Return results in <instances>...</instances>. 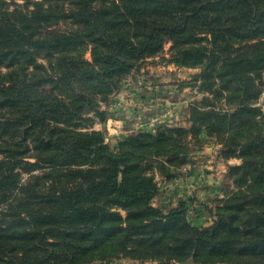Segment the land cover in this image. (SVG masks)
<instances>
[{
	"label": "trees",
	"instance_id": "1",
	"mask_svg": "<svg viewBox=\"0 0 264 264\" xmlns=\"http://www.w3.org/2000/svg\"><path fill=\"white\" fill-rule=\"evenodd\" d=\"M167 41L165 62L200 68L207 94L188 128L111 149L90 114L104 121L100 100ZM263 76L264 0H0V264H264ZM201 131L240 162L196 227L185 202L165 212L153 199Z\"/></svg>",
	"mask_w": 264,
	"mask_h": 264
},
{
	"label": "rangeland",
	"instance_id": "2",
	"mask_svg": "<svg viewBox=\"0 0 264 264\" xmlns=\"http://www.w3.org/2000/svg\"><path fill=\"white\" fill-rule=\"evenodd\" d=\"M16 1L21 2L22 0ZM68 25L64 22L58 27L64 29ZM171 45L172 42L167 41L157 54L140 59L132 70L122 76L119 81L120 88L111 93L108 99L100 100L99 108L105 113L104 121L99 120L93 113L90 114L93 118V122L90 123L92 128L103 131L105 141L111 149L117 150L119 141L129 133L137 131L156 133L158 128H188L190 126L188 117L191 103L207 93L198 88L195 79L200 68L179 67L174 63L165 62V59L170 56ZM84 57L88 60L91 59L90 48H87ZM223 101L221 99L218 105ZM263 101L264 90L257 104H262ZM222 104L224 106V103ZM120 129L123 130V135L117 134ZM198 139L200 145L190 153V163L179 167L175 177L169 180H163L159 175L156 177L159 191L153 199V205L158 206L157 202L161 199L166 203L165 208L162 209L166 212L183 201L188 209L187 220L189 223L196 227H203L212 222L222 200L226 197L227 190L233 187L232 178L226 172L227 166L239 163L240 159L225 157L222 152L223 143H220L216 134L201 131ZM197 171L203 172L204 178L195 182L196 180L192 176L197 174ZM190 173L192 180L186 181ZM206 175L217 181L210 194L205 188H209L211 185L204 186ZM24 176L26 175L24 174ZM179 185L183 187L182 191L178 190L181 191L180 194L174 190ZM125 259L131 260L127 257L116 260L123 261ZM131 261L135 262L136 260ZM96 262L98 261L94 263ZM101 263L110 264L109 262ZM139 264L157 263L148 261Z\"/></svg>",
	"mask_w": 264,
	"mask_h": 264
},
{
	"label": "crops",
	"instance_id": "3",
	"mask_svg": "<svg viewBox=\"0 0 264 264\" xmlns=\"http://www.w3.org/2000/svg\"><path fill=\"white\" fill-rule=\"evenodd\" d=\"M128 96V95H127ZM130 101H132V99H129ZM123 119H125V118H123ZM128 124V123H127ZM130 125V124H129ZM122 129H120V131H118L119 133H117L118 135H123L122 134ZM235 163H237V162H235ZM192 178L194 179V180H196L195 182H197V180H199V179H202V178H204V174H203V172H199V171H197V174L195 173L193 176H192ZM192 179H191V173L187 176V178H186V181H191ZM204 186L205 185H211V187H209V188H205V190L210 194V191L212 190V187L217 183V181L216 180H214L212 177H208V175H206V179H205V181H204ZM176 188V187H175ZM182 185H179L178 186V188H176V189H174L178 194H180L181 193V191H182ZM178 190H181V191H178ZM172 192V191H171ZM176 196V195H175ZM156 200V199H155ZM157 201V200H156ZM158 206L159 207H161L162 209L163 208H165V206H166V203L164 202V201H161V199L160 200H158ZM139 263H142V262H138V261H131V260H127V259H125V260H123V261H121V260H115L113 263H110V264H139ZM94 264H105V263H100V262H96V263H94Z\"/></svg>",
	"mask_w": 264,
	"mask_h": 264
}]
</instances>
